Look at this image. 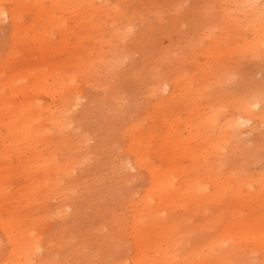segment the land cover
<instances>
[{
	"label": "rangeland",
	"instance_id": "obj_1",
	"mask_svg": "<svg viewBox=\"0 0 264 264\" xmlns=\"http://www.w3.org/2000/svg\"><path fill=\"white\" fill-rule=\"evenodd\" d=\"M58 1L0 0V264H264V0Z\"/></svg>",
	"mask_w": 264,
	"mask_h": 264
},
{
	"label": "bare ground",
	"instance_id": "obj_2",
	"mask_svg": "<svg viewBox=\"0 0 264 264\" xmlns=\"http://www.w3.org/2000/svg\"><path fill=\"white\" fill-rule=\"evenodd\" d=\"M53 1L54 2H52V3L54 5L61 4V1L60 2L58 0H53ZM58 9H61V8H58ZM260 10H261L260 7L257 8V10L254 8V9H252V11H250V15H249V18L251 17V19H249L248 22H249L252 30L255 32H260L261 30H264V11L261 13ZM0 16L1 17H8L11 21H13V19L16 18V13L13 11V9L6 10L5 8H2L0 5ZM135 71H137V73H138V70H135ZM70 74H64L63 76L58 77L55 81L58 82L59 88L61 90H66L69 86L71 87L70 94L65 99L66 100L65 105L69 101L71 106H72V104H75V106H76V102H77L78 98L80 97V90H79V88L74 87V83L77 79V76L73 73H70ZM67 81H70V83L66 84ZM82 97H84V96H82ZM251 116L252 115H247L246 113L242 114L239 112V114L232 117L230 119V122H231V125L233 127V130L236 131V129H238L237 127L241 123H244L247 120H251L252 119ZM26 131H28V129H26ZM16 134H19V132H16ZM18 140H19L18 138H16L15 140L11 139L12 143L10 144V146L18 144V143H16ZM210 165H213V164L208 163L205 166L208 168L207 170L212 169V167H208ZM226 174H227V176L230 177V179H235L232 177L231 174H229V173H226ZM198 179H197V182L195 183L196 188H197V192L204 193L205 188H206L205 181L203 178H198ZM245 184H246V182L241 181L240 187L243 188V186ZM174 185H175V181H174L173 177L163 174V175L159 176V178H157V181L153 182L151 185L146 187V194L144 196L143 203L147 204L149 206L152 205V207H150L148 210V215H149V219H150V226L152 228H154L156 225L159 226L160 222H162V220L164 219V217H165L164 212H166V209H167L166 208L167 204H164V202H165V199L169 197L170 192H174L177 190V189H175L176 186H174ZM259 185H260V188L264 189V179L259 181ZM180 188H182V187H178V190L176 192H178L179 194H185V193H180V191H181ZM217 193L219 194L220 190H216V191L214 190L213 195H216ZM161 210H164V212H162ZM19 228H20V226H19ZM33 229L34 228L28 229V231L30 230V233H28V238L22 237L20 234V231H19L18 243H19L20 247L25 248L24 250L27 254L33 246H35L36 248L39 246L38 242H37V237H39V236H37V237L34 236ZM137 239H135V242H134V250H133L134 253L129 256L128 262L127 263H123V262L119 263L118 262L119 264H160L161 262H166V263L171 262L174 258H176V254H174L173 252H169V253L166 252V253H162V254L154 256V259H151L152 256L148 257L147 263H146V262H144V258L141 259L142 254L140 253L143 239H139V240H137ZM219 247L221 248V250L226 255L234 253V247L232 246V244L226 245V244L222 243L219 245ZM208 248H212V246L208 247Z\"/></svg>",
	"mask_w": 264,
	"mask_h": 264
}]
</instances>
